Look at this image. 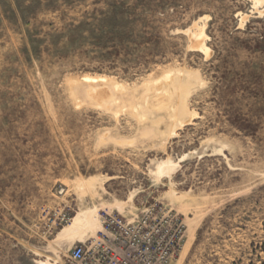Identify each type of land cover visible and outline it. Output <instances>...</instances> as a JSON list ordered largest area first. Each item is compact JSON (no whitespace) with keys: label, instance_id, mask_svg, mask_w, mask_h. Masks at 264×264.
I'll list each match as a JSON object with an SVG mask.
<instances>
[{"label":"rangeland","instance_id":"1","mask_svg":"<svg viewBox=\"0 0 264 264\" xmlns=\"http://www.w3.org/2000/svg\"><path fill=\"white\" fill-rule=\"evenodd\" d=\"M149 207L171 264H264V0H0V264Z\"/></svg>","mask_w":264,"mask_h":264},{"label":"built area","instance_id":"2","mask_svg":"<svg viewBox=\"0 0 264 264\" xmlns=\"http://www.w3.org/2000/svg\"><path fill=\"white\" fill-rule=\"evenodd\" d=\"M182 228L151 207L130 219L106 215L88 244H75L71 264H171Z\"/></svg>","mask_w":264,"mask_h":264},{"label":"bare ground","instance_id":"3","mask_svg":"<svg viewBox=\"0 0 264 264\" xmlns=\"http://www.w3.org/2000/svg\"><path fill=\"white\" fill-rule=\"evenodd\" d=\"M198 31H199V33H198V37H200V36H202L203 35V29L201 28V29H198ZM181 72V71H180ZM180 72H178L177 74H175V75H170V74H167L166 76H165V79L166 80H170V77L172 76L173 77V83L174 82H179V83H177V84H180L182 81H183V79L184 78H186V80H188L190 77H189V75L188 74H186V73H180ZM183 72V71H182ZM82 80L83 81H85V82H88V83H96L97 81H100V82H104V83H106V82H108L109 81V83H110V81L111 80H108L106 77H89V76H85V77H83L82 78ZM185 80V79H184ZM191 80V79H190ZM186 82H188V81H186ZM102 84V83H101ZM112 84V83H111ZM115 86V88L116 89H121V90H123V89H125V87H122L121 85H119V84H117V83H115L114 84ZM189 85V84H188ZM112 89V88H111ZM114 91V90H113ZM180 107H181V105L180 104H176L173 108H171L172 110V118H175V119H177V117H179L178 115H179V113H180V111H179V109H180ZM84 214V213H83ZM79 215V214H78ZM85 215H86V213H85ZM89 215V214H88ZM86 217V216H85ZM85 217L82 219L81 218V215L78 217V216H75L74 218H73V222H72V224L69 226V228H67V230L69 231V230H73L74 229V227L79 223V222H81V219L83 220L82 222H84L85 223V225L89 228V229H91V230H94L95 229V226H94V224H91L92 222H89L88 221V219L86 218L85 219ZM89 217V216H88ZM90 218V217H89ZM91 220H93V218H91ZM95 220V219H94ZM81 222V224H83ZM97 225V224H96ZM97 227V226H96ZM38 264H42V263H38Z\"/></svg>","mask_w":264,"mask_h":264}]
</instances>
